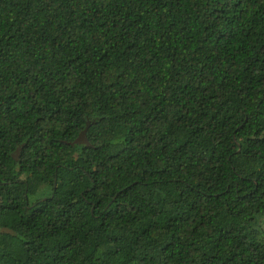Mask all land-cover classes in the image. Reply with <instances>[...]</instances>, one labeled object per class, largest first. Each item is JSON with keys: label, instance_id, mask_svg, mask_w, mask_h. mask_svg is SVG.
<instances>
[{"label": "trees", "instance_id": "1", "mask_svg": "<svg viewBox=\"0 0 264 264\" xmlns=\"http://www.w3.org/2000/svg\"><path fill=\"white\" fill-rule=\"evenodd\" d=\"M0 264H264V0H0Z\"/></svg>", "mask_w": 264, "mask_h": 264}, {"label": "water", "instance_id": "2", "mask_svg": "<svg viewBox=\"0 0 264 264\" xmlns=\"http://www.w3.org/2000/svg\"><path fill=\"white\" fill-rule=\"evenodd\" d=\"M89 124L87 125V127L85 128V130H83L80 135L75 139V142L74 143H86V144H90V142L88 141V138H87V129L89 127ZM2 232H8V233H11V234H16L14 230L10 229V228H7V227H4L3 229H1Z\"/></svg>", "mask_w": 264, "mask_h": 264}]
</instances>
